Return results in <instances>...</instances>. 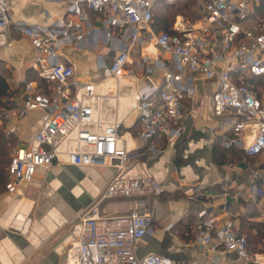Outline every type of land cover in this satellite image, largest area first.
I'll return each mask as SVG.
<instances>
[{"label":"built area","instance_id":"1","mask_svg":"<svg viewBox=\"0 0 264 264\" xmlns=\"http://www.w3.org/2000/svg\"><path fill=\"white\" fill-rule=\"evenodd\" d=\"M177 1L70 0L62 18L40 27L12 22L4 1L0 0V45L5 44L9 28L19 31L33 49L32 67L44 84L23 79L19 93L8 97L7 103L11 105L0 107V130L15 138L12 119L39 111L41 121L27 145L12 148L5 190L12 193L21 184L31 182L40 167H97L115 162L116 173L100 200L80 220V235L67 253V264H172L162 255L138 258L135 254L136 244L155 230L151 213L133 211L107 216L100 211L99 204L103 200L162 192L141 156H155L161 147L156 139L177 135L187 117L183 101L192 97L194 89L189 79L184 80V74L217 80L212 96L213 113L221 118L230 114L239 118L226 144L239 146L246 156L264 154V98L260 99L243 81L244 75L264 77V17L251 28L241 24L255 13L261 0H195L199 15L196 21L177 17L170 33L162 31L152 36L165 56L160 63L162 83L136 89L126 102H121L123 96L115 99L117 108L139 112L141 129L137 137L144 145L140 155L134 159L130 156L119 122H108L99 115L103 85L109 84L110 79L118 82L131 63L133 46L140 42L142 32H150L153 6ZM91 12L102 23V43L112 45L117 41L118 52L104 79L79 82L74 67L62 61V48L67 44L79 45L92 37L95 27ZM212 25L223 33L221 54L213 52L210 45ZM243 57L244 60H238ZM117 89L120 90L119 85ZM255 175L259 178L261 173ZM252 187L256 193L260 191L256 185ZM185 193L192 197L194 191L188 189ZM190 235L201 247L217 237L222 252L236 253L242 264H264V252L251 251L246 236L238 232L231 218L220 220L201 211Z\"/></svg>","mask_w":264,"mask_h":264},{"label":"crops","instance_id":"2","mask_svg":"<svg viewBox=\"0 0 264 264\" xmlns=\"http://www.w3.org/2000/svg\"><path fill=\"white\" fill-rule=\"evenodd\" d=\"M3 1L12 22L40 27L50 26L62 18L70 2ZM183 1L185 4L191 1L192 6L175 19L182 17L188 22L196 21L199 18L197 3ZM163 5L165 3L158 2L153 6V19L154 13ZM263 17L261 0L255 13L241 24L251 28ZM90 18L95 27L92 37L79 45L67 44L62 48V61L74 67L79 82L104 79L106 69L118 52L117 41L112 45L102 43L99 16L91 12ZM155 34L153 20L150 32H142L140 42L133 46L126 72L118 82L110 79L109 84L103 85L99 115L108 122L120 123L119 131L127 140L133 159L144 147L137 137L141 129L139 112L117 108L115 99L123 96L120 100L126 102L136 89L162 83L160 63L164 62L165 56L153 43ZM209 40L213 52L221 54L223 33L220 28L210 26ZM4 42L0 45V67L8 73L10 94L2 98V105L10 106L8 97L19 93L23 79L44 84L32 67L33 49L28 40L19 31L9 28ZM186 79L193 84L194 93L183 101L188 115L178 134L170 139L159 136L156 142L161 145L160 151L155 156H141L150 174L161 185L162 192L155 196L103 200L99 204L100 211L107 216L133 211L152 214L155 230L136 244L138 258L158 254L169 258L172 264H242L236 253L222 252L217 237L201 247L193 242L190 230L201 211L220 220L231 218L238 232L246 236L251 251L264 252V194L261 190L256 193L252 187L258 180L264 186V154L246 156L239 146L226 144L233 136L232 127L239 118L233 114L221 118L213 113L216 79L184 74ZM243 81L260 99L264 98V77L244 75ZM12 124L16 130V145H27L40 127V112L33 111L24 118L12 119ZM220 146H233L242 153L231 160L229 156L214 155V150ZM114 165V161L97 167L53 164L38 168L31 182L21 184L12 193L4 188L0 193V264H67V253L80 235V220L100 200L107 183L116 173ZM259 172L261 176L257 178L255 174ZM188 189L194 191L192 197L186 195Z\"/></svg>","mask_w":264,"mask_h":264},{"label":"trees","instance_id":"3","mask_svg":"<svg viewBox=\"0 0 264 264\" xmlns=\"http://www.w3.org/2000/svg\"><path fill=\"white\" fill-rule=\"evenodd\" d=\"M264 5V0H262ZM192 6V2L188 1L186 4L185 2L181 6H177L176 3L174 4H165L162 7L167 8L170 10V8L176 7V10H183L187 7L190 8ZM263 7V6H262ZM182 13V12H179ZM183 14V13H182ZM165 17V15H163ZM167 17L162 18L160 21L155 20L154 18V24L155 29L160 28L159 32H171V26L167 25L168 22L166 20ZM162 29V30H161ZM158 32V33H159ZM8 73L5 68L0 67V107L2 106V98L9 95V83L7 80ZM17 144V140L12 135H7L3 130H0V193L5 188V174L6 170L10 161V150ZM241 151L238 149L234 150V147L231 146L230 148H223V147H216L214 150V155H219L220 157L229 156L230 160L232 157H239L241 155ZM217 160V159H216ZM219 163H223V161L219 160ZM256 186L258 189H260L264 194V186L261 184L260 180L256 182Z\"/></svg>","mask_w":264,"mask_h":264},{"label":"rangeland","instance_id":"4","mask_svg":"<svg viewBox=\"0 0 264 264\" xmlns=\"http://www.w3.org/2000/svg\"><path fill=\"white\" fill-rule=\"evenodd\" d=\"M194 1H195V0H194ZM183 3H184L183 0H178V1L176 2V5H177V6H181ZM195 3H196V1H195ZM179 12H182V13L184 14L185 11H184V9H183L182 11H181V10L177 11V10H176V7H174V8H170V10L167 9V8H164V7H160L159 10L156 11V12L154 13V18H155V20L160 21L162 18L167 17V18H166V20H167V22H168L167 25L171 26V24H172L173 21L175 20V16L178 15ZM163 15H165V17H163ZM191 17H192V16H191ZM159 31H160V28H158V26H157L156 33H158ZM125 72H126V69H125ZM125 72H124V73H125ZM23 146H25V145H23ZM11 150H12V149H11ZM11 150H10V152H11ZM257 158H258V157H257ZM257 158H255V160H257ZM261 158H263V156H262ZM252 162H254V161H252ZM98 171L100 172L101 170H98ZM71 186H72V183H71Z\"/></svg>","mask_w":264,"mask_h":264}]
</instances>
